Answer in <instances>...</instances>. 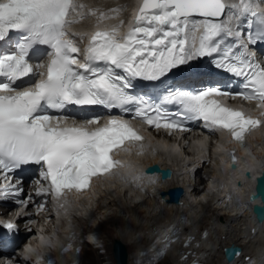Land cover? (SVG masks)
I'll list each match as a JSON object with an SVG mask.
<instances>
[{"label":"snow or ice","instance_id":"6c2138e0","mask_svg":"<svg viewBox=\"0 0 264 264\" xmlns=\"http://www.w3.org/2000/svg\"><path fill=\"white\" fill-rule=\"evenodd\" d=\"M261 3L139 0L124 30L127 4L0 0V200L11 196L21 208L18 218H30L26 209L33 196L21 198L28 165L39 169L35 197L57 202L128 167L115 154L133 148L142 153L144 137L126 119L101 122L89 113L96 106L120 109L169 135L188 132V123L195 122L244 146L251 131L264 127V62L250 50L264 43ZM89 20L90 33L70 31ZM205 59L236 83L205 80L197 68ZM178 74L184 79L178 81ZM141 84L155 91H135ZM221 98L255 103L259 113L252 116ZM230 159L234 167V149ZM151 174L148 169L130 178ZM262 192L264 173L250 200L264 201ZM36 207L43 211L45 204L36 201ZM255 211L264 213V207ZM3 228L14 232L16 225L6 222ZM225 252L229 260L239 254ZM5 264L19 261L13 257Z\"/></svg>","mask_w":264,"mask_h":264},{"label":"bare ground","instance_id":"6f19581e","mask_svg":"<svg viewBox=\"0 0 264 264\" xmlns=\"http://www.w3.org/2000/svg\"><path fill=\"white\" fill-rule=\"evenodd\" d=\"M112 1H113V4L112 3H108L107 0H95L92 4H95L96 6H98V5H116L115 2L121 1V0H112ZM263 128L264 127H261V128H258V129H255V130L251 131L250 135L254 139H255V137H257L259 140L262 138L261 142H259L257 145H254V147L256 148L260 144L261 149L264 151V132H263L264 129ZM148 138L150 139V141L152 142L154 147L157 148L155 154L152 155V153H147L146 151H144V152H142L140 154H138V152H133V151L131 153H125V157L129 161H131L132 164L140 165V162H138V159H140L141 156H144L145 157V158H143L144 161H141V162L159 161L160 165L164 166L166 164V161L168 160V159L166 160V158H168V156L170 157L171 155L172 156L174 155V157H175V155H176V157H178V155L175 154V151H174L175 150L174 149L175 146L173 147V145H175V144L172 145V143H170V141H164V138L155 137V136H153L151 134H148ZM167 138L169 139V136H167ZM179 138L184 139V136H181ZM191 139H192V141L190 143L188 142V139L181 140V141H185L184 143H186V145L189 144L192 147V149H193L192 153L195 154V161L196 162H194L193 160H190V161H187V162L183 163L184 165L183 164H179V162H178V163H176L177 166L174 165L172 167H176V169H179V168H182V167L186 168V167H190L192 165V163H195V164H193L192 169H185L184 170V172H186V173L190 172L192 174V183L189 180L188 174L186 175V173H184V172L176 174L173 171V175H171L170 178L164 179V180H159L158 179V180L154 181L153 183L151 182V183L145 184V186H147L149 188L153 187V189L155 188V193L158 194L159 189H165V188H167L168 186H171V185L181 184L182 186H185L186 193L190 194L191 191H188V189H189V186L191 184L193 192H196L198 194V192L200 190L197 189V187L194 186V183L196 182L198 185L200 183H202L201 187L198 186L200 188L204 187L207 184V188L208 189H206V193H209V203L207 204L209 212L207 213L206 219H209V223L216 222L217 224H219V226H221V224H223V223H226L227 226L230 227V229H232L231 232L229 233V235H226L224 237L222 236V238L218 241L217 244L215 242H212L213 244H216L215 247L217 248V253H218L217 258H216L217 264H219L222 261V255H221V251H220L222 245L228 244L229 242H235L237 244H240L242 246L241 247L242 250H241V254H240V256H241L242 254H247L245 252V247L243 246V242L247 243V241L252 239L254 236L257 237V243L256 244H252L250 246V253L253 254V255H252V257L249 258V260L245 264H264V221L261 224L254 223L255 221H254V218H253V216L251 214V209H250L251 202H248V201L245 200L249 189L250 190L252 189L253 176H254L255 172H252L251 176L249 178H246L244 181H242V183L240 185H235L234 184V180L237 178V175L240 174V172L237 171L236 169L232 170V169H229L227 167L228 166V160L226 159V155H225V152H224V150L226 148L225 147V143L222 142V140H218L214 144V148H212V152L216 156V159L214 160L213 166H211V168H210L212 170V172L210 174L211 175L210 178L207 181L208 176H205V177L202 176L199 173V170H197V165H198L199 161H200V164H201V162H203V159L200 160V158H201V156L204 153V151H203L204 149L202 147H198L195 144V142H198L200 145H205V141H204L205 138H203V137H193L192 136ZM254 139H249V143L246 146H241L239 149L236 150V154L238 156V161H237L238 166L239 165L243 166L245 163H247L249 161H259V162H262L264 164V156L262 155L263 153L262 154H254V152H253L252 143L254 142ZM247 149L250 151L249 154L246 153ZM174 157H173V159H174ZM184 177L186 179H184ZM206 181H207V183H206ZM111 182L117 183V185L119 187L121 185H124L128 190L133 191V194H135V196H138V198L139 197H144L142 199H148V197H150L148 195H145V193L147 194V190H139V189L133 188L132 186H130V184L126 185V184L123 183V181L114 178V176H107V177L102 178L99 181V183H102L103 185L111 184ZM103 185L99 186V187H102V189H105L106 186L104 188ZM94 190L95 189H92V192ZM90 194L91 193L85 194L84 195L85 198L79 197L77 199H74L72 201V203L73 202L74 203L75 202L81 203L80 209H83L85 206H87L86 202L89 201V197L91 196ZM110 197L112 198V196H110ZM110 197L107 198L108 199V203H110V202H112L114 200V198H112L110 200ZM184 197L185 196H181L180 197V199L183 200L182 202H184ZM206 197H208V196H206ZM220 197H223L224 199L220 198ZM149 199H152V201L154 200L153 197H151ZM137 202L138 201H134L133 204L135 205ZM148 202H150V201L148 200ZM150 203H152V202H150ZM113 204H114V202H113ZM193 204L194 203H192L190 205H185V213L189 212L190 214H189V216H187L185 214L184 215V219L190 220L192 222L189 225L187 231L184 233L185 235L190 232V230L192 229L193 226H194V228H197V226H198V225L195 226L196 225V221H195L196 214L194 213V210H195L194 208L195 207L193 206ZM195 204L197 206H199L198 202H196ZM151 205H153V204H151ZM137 206H135L134 209ZM166 206L169 207V210H168L169 212H171V210H172V212L174 211L173 214H171L170 219L173 218L175 220L178 219V211L179 210L182 211L184 209L183 206L178 205L177 203H170V206H168V205H166ZM166 206L164 205L163 207H166ZM151 208H153V207H151ZM10 209H12V208H10ZM213 209L225 210L226 211L225 213L228 215V218L225 217V219H222V220H224V222H221L220 220L215 218L217 213H215ZM240 210H241L240 214H242V218H240L241 215H237V213ZM135 211H138V210H135ZM163 211H164V209H163ZM87 212H89V211H87ZM230 214H232L231 218H229ZM70 215L71 214L68 213L67 211H63L61 213V217H60L61 221H60V223L57 226H59V227L67 226V222L63 218L65 216H69L70 217ZM107 216H108L107 220H112L113 222H118L116 220L120 219L119 218L120 216H117V214H115V215H107ZM121 219H122V217H121ZM240 219H242L243 225H240ZM101 223L102 222H98V223L95 224V226L100 227ZM207 223L208 222L205 220L204 221V225L207 224ZM161 224H162L161 222H158L156 224V226H160ZM251 224H253V225L256 224V227H257V231H255V233H253V234H251L252 232L249 229V226ZM29 225H30V223H29ZM32 229H33V227H31V230ZM66 229L69 230L70 228H68V226H67ZM67 230H66V233H67ZM148 230L151 232L152 228H150ZM234 231H237V232H234ZM244 231L246 232V235L243 234L241 236L240 233H243ZM24 232L26 233L27 231H24ZM123 232H125V231H121V230L118 231V230L114 229V235L116 237L119 236L121 239L127 240V237H126V235ZM198 232L199 231H197V233L194 235L193 239L189 241L187 247H191V243L194 240L200 241V243L203 245V247L207 246L209 243H211V237H210V233H209V228H207V226L205 227L204 230H202L200 232V236H199ZM127 234H131V233L127 232ZM237 234L239 235L238 237L236 236ZM232 235H235V236H232ZM29 236H30V234L28 235V237ZM144 236L147 237L148 241L151 240L152 243L157 241V240L152 241L153 240V235L149 234V232L145 233L142 237H144ZM131 237H133V236H131ZM24 241H26V239ZM49 241H50V236L46 235V234H42L41 237H40V240L37 241L35 243V245H36L37 248L40 246L41 248L44 249V247H45L44 245L47 242H49ZM127 241L132 242L131 240H127ZM31 245H34V244L32 243ZM103 245L105 246V243ZM132 245H133L134 252H136L137 247L134 245V243ZM140 248H142V246H140ZM80 253H82V255L83 254L85 255V252H84V250L82 248H81V252ZM72 254H73L72 251H67L65 253H57L56 252L55 256L61 262L64 257H67V255H72ZM133 256H134V254H133ZM73 257H76L75 254L73 255ZM237 257L235 259H237ZM129 258H130V250L128 251L127 264H129ZM162 259H160L155 264H159L162 261ZM235 259L232 260V262L230 264H234ZM140 260H141V257H140ZM239 261H240V263H242L241 258L239 259Z\"/></svg>","mask_w":264,"mask_h":264},{"label":"rangeland","instance_id":"374dc122","mask_svg":"<svg viewBox=\"0 0 264 264\" xmlns=\"http://www.w3.org/2000/svg\"><path fill=\"white\" fill-rule=\"evenodd\" d=\"M94 1L95 0H93V2ZM107 1H108V3L113 4L112 0H110V1L107 0ZM121 1H123V0H121ZM161 137L164 138V141H170V143H172V145L175 144V145H173V147L175 146L174 151H175V154L178 155V157H176V155H175V157H174V155L173 156L171 155L170 157L168 156V158H166V160L168 159L167 162L169 163V166H171V167L174 165L177 166L176 163H178L182 159L185 160L183 163L190 161V160H193L194 162H196L195 161V154L192 153L193 149L189 144L186 145V143H184V141H181V140L178 141L176 139L172 142L171 141L172 137L169 138V140L163 136H160L159 138H161ZM261 139H260V142H261ZM214 144H211V143L205 144L208 151H209V154L203 155L204 156L203 162H201V164H200V161H199V163L197 165V170H199V173L202 176L205 172L208 173V175H207L208 179L210 178V176H211L210 174L212 172V170L210 168H211V166H213L214 160L216 159V156L212 152V148H214ZM252 149H253L254 154H262L264 152L261 149L260 144L256 148H252ZM154 154H155V152L152 153V155H154ZM173 157H174V159L175 158L176 159L174 160ZM143 158H145V157L141 156L140 159H138V162L144 161ZM193 164H195V163H192V165ZM182 169H187V167L186 168L182 167ZM184 173H186V172H184ZM187 174L188 173H186V175ZM184 179H186V178L184 177ZM208 179H207V181H208ZM189 180L192 183L191 176L189 177ZM207 181H206V183H207ZM100 184L103 185L102 183H100ZM105 186H106V188H105ZM194 186L200 190L198 192V194L196 192H193V190H190L191 191L190 197L193 199V202H194L193 206L195 207L194 213L196 214V218H195L196 225L195 226L204 224V221L206 220L208 222L206 224V226H207V228H209V233H210V237H211V243H209L207 246L202 247L200 245L202 248V253H204L203 264H217L216 258H217L218 253H217V248H215V246L218 243V241L222 238V236L224 237L226 235H229V233L231 232L232 229H230V227H228L226 223L221 224V226H219V224H217L216 222L209 223V219H206L207 213L209 212L208 207H207V204L209 203V193H206V189H208L207 184L204 187L200 188L202 186V183H200L198 185L195 182ZM198 186H200V187H198ZM103 187L106 190L102 189V187L96 186L94 188L95 190L91 193V196L89 197V201L86 202L87 206H85L83 209H78L79 212L74 211L75 213L78 212L81 216L73 218L72 228L74 230L76 228H77V230H79L82 227H84L85 225H91L92 224L93 229L94 230L96 229L95 231H96L97 236L100 237V239H101V245L98 247H92L90 244L84 245V247L82 249L84 250L85 255L83 254L84 255L83 256L82 253H80L77 256V258H78L77 264H113V260H112L111 252H110V245H111L112 239L114 237H116L114 235V229L118 230V231L119 230L125 231L123 233L126 235L127 240H131L134 243V245L137 247V249H139L140 246H142L144 248L145 244L148 242V239H147V237H145V236L142 237V236L145 233L149 232L148 229H150V227L152 228V226L156 225L159 221L161 222L167 216H171V214H173V212H174V211L172 212V210H171L172 213L169 212L168 211L169 207H163L164 204L157 202L155 199L153 201H152V199H149V198H151V196L148 197V199H142L144 197L138 198V196H135V194H133V191H130V190L127 191L126 189H124L125 188L124 185H121L119 187L117 185V183L111 182V184L103 185ZM110 196H112V198H114V200L112 202L108 203L107 198ZM206 196H208V197H206ZM112 198L110 197V200ZM148 200L152 203L148 202ZM134 201H138V202L134 205L133 204ZM113 202H114V204H113ZM196 202L199 203V206H197L195 204ZM151 204H153L154 206ZM135 206H137L138 208L136 207L134 209ZM151 207H153V208H151ZM162 208L164 209V211ZM135 210H138V211H135ZM213 210L215 213L217 212V214H221L223 219H225V217L228 218V215L225 213L226 212L225 210H219V209H213ZM87 211H89V213ZM115 214H117V216H120L119 217L120 219L116 220L118 222H113L112 220H107V217H108L107 215H115ZM189 214H190L189 212L186 213L187 216H189ZM240 215H241L240 218H242V214H240ZM121 217H122V219H121ZM98 222H102L100 227L95 226V224ZM59 223H60V221H58L55 225L53 224V227L56 228ZM240 225H243L242 219H240ZM31 227H33L32 230H31ZM34 229H35L34 225L28 224V229L26 231H28L27 233H28V235L30 234V237L33 236V234L35 233ZM127 232L128 233L130 232L131 234H127ZM234 232H237V231H234ZM243 234L246 235V232L244 231L243 233H240L241 236ZM131 236H133V237H131ZM232 236H235V235H232ZM236 236L238 237L239 235L237 234ZM116 238H119L125 244L127 252L129 250H130V253H131V251H133L131 253V257L129 258V264H130V259H131V264H134V263H132V260L134 259L133 254L135 257L136 256L141 257V258L143 257L142 253H140L138 255V250H136V252H134L132 242H129L125 239L123 240L119 236H117ZM212 242H215L216 244H213ZM104 243H105V246L103 245ZM256 243H257V237H255V236L252 239L248 240L247 243L243 242V246L245 247V252H249L250 246L252 244H256ZM174 246H175V249L178 248V243L175 244ZM175 249L173 248L172 251H169L166 254V256L163 257L162 261L159 264H177L176 260H175ZM66 259H67V257H64L63 261L61 263H64V261ZM141 263L142 262H140L139 260L135 261V264H141Z\"/></svg>","mask_w":264,"mask_h":264},{"label":"water","instance_id":"95a60500","mask_svg":"<svg viewBox=\"0 0 264 264\" xmlns=\"http://www.w3.org/2000/svg\"><path fill=\"white\" fill-rule=\"evenodd\" d=\"M230 166L233 167L232 164H230ZM148 169H151L152 171H158L161 178H166L170 175L169 168L160 167L156 163H153V164L149 165L148 167H146V170H148ZM261 173H264V169H262L260 171V173L254 177L253 191L248 194L249 200L255 191V181ZM244 174L247 177L250 176V173L248 170H244ZM236 183L239 184V180H236ZM181 192H182V187L180 185H172V186H168L165 189H160L159 195L164 197V195L166 194V196L164 197L166 201L177 202L179 200L178 197H179ZM261 195L264 196V192H262ZM257 199L259 200V202H252V204H251V212H252L256 221L262 222L264 220V213H257L255 211V209H257L258 207H264V201H261L259 198H257ZM226 249H235V250H238V252H239L240 246L231 242L228 245H224L222 247V252H223L224 258H225V260L229 261V258L225 252ZM110 251H111V256H112L114 264H126V247H125L124 243L119 238H113L112 239L111 245H110ZM233 257H234V255L231 257V259ZM220 264H227V262H222Z\"/></svg>","mask_w":264,"mask_h":264}]
</instances>
